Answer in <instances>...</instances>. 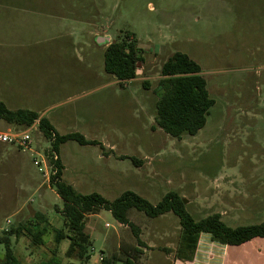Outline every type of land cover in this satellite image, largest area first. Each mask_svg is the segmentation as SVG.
Masks as SVG:
<instances>
[{
	"label": "rangeland",
	"instance_id": "rangeland-1",
	"mask_svg": "<svg viewBox=\"0 0 264 264\" xmlns=\"http://www.w3.org/2000/svg\"><path fill=\"white\" fill-rule=\"evenodd\" d=\"M126 33L143 62L121 86L105 50ZM177 52L199 64L215 102L205 127L180 140L152 128L161 68ZM0 100L99 142L61 146L63 180L80 194L114 201L132 191L157 204L177 192L196 221L225 212L229 227L264 222V0H0ZM20 129L0 120V132ZM49 148L39 129L31 151L0 143V238L32 229L36 213L50 224L42 245L25 230L9 236L18 264H171L179 218L135 209L138 234L102 210L86 219L90 259L68 258L69 240L55 242L64 203L34 165L44 155L51 176ZM4 256L0 243V264Z\"/></svg>",
	"mask_w": 264,
	"mask_h": 264
},
{
	"label": "trees",
	"instance_id": "trees-1",
	"mask_svg": "<svg viewBox=\"0 0 264 264\" xmlns=\"http://www.w3.org/2000/svg\"><path fill=\"white\" fill-rule=\"evenodd\" d=\"M143 62L142 50L131 33L119 36L105 50V71L123 83L136 79L139 63ZM202 69L188 55L177 52L162 65L161 79L156 92L159 98L156 102L155 124L175 139L184 135L195 136L207 122L210 109L215 102L210 97L207 83L201 75ZM144 86H148L144 82ZM0 120L19 128H27L39 122V129L50 148L46 155L54 166L50 178V186L62 199L64 207L61 215L64 227L56 230L55 242L59 246L62 241L69 240L67 257H76L85 262L90 259L88 249L91 247L90 236L86 233V219L97 215L102 210L109 211L121 225L130 227L138 234V229L129 219V211L135 209L148 218L156 219L172 213L179 218L182 229V239L175 252V258L182 261H192L197 249L198 239L202 233L212 236V240L222 245L241 246L254 239H264V222L256 225L229 227L220 214H212L196 221L188 212L183 198L177 192L166 194L163 199L152 204L147 199L132 191H126L114 201H108L97 193L83 195L72 185L63 180L64 167L59 158L61 146L69 141H76L82 146L99 145L95 140H87L80 133L61 135L56 132L49 120L31 110H10L0 100ZM57 157V160L54 157ZM132 160L136 162L134 158ZM32 229L20 226L16 230L6 232L0 238L5 246V256L1 264H18L9 236H18L23 230L28 231L37 245L44 243L43 236L49 230V220L41 213H36ZM101 264H137L135 257L127 256L119 259L115 256L104 258Z\"/></svg>",
	"mask_w": 264,
	"mask_h": 264
},
{
	"label": "crops",
	"instance_id": "crops-1",
	"mask_svg": "<svg viewBox=\"0 0 264 264\" xmlns=\"http://www.w3.org/2000/svg\"><path fill=\"white\" fill-rule=\"evenodd\" d=\"M109 44L110 43H108L107 45ZM132 81H135V79ZM118 83L120 84V81H118ZM39 115L40 117L43 116L41 114ZM49 122L51 123L50 120ZM51 125L53 126L52 123ZM56 132L59 133L57 130ZM59 158L61 159L60 154ZM62 165L63 167H65L64 164ZM213 214H220L223 220L224 214L227 213L216 212ZM166 260H168V258H166ZM171 264H264V239H254L241 246H228L213 241L212 236L210 234L202 233L198 239L194 259L192 261H182L174 257L171 261Z\"/></svg>",
	"mask_w": 264,
	"mask_h": 264
},
{
	"label": "built area",
	"instance_id": "built-area-1",
	"mask_svg": "<svg viewBox=\"0 0 264 264\" xmlns=\"http://www.w3.org/2000/svg\"><path fill=\"white\" fill-rule=\"evenodd\" d=\"M38 129L39 122H36L32 126L24 129L0 132V143L16 145L22 151H31L33 147V133ZM43 156L44 155L39 153V155L34 158V165L38 168L39 172L43 174V177L51 178V176H49L48 174V166L46 160L43 158ZM46 157L49 160V166L52 174L54 166L51 164L50 159L47 155ZM54 159L57 160V157L55 156ZM107 227H109V225H107Z\"/></svg>",
	"mask_w": 264,
	"mask_h": 264
},
{
	"label": "water",
	"instance_id": "water-1",
	"mask_svg": "<svg viewBox=\"0 0 264 264\" xmlns=\"http://www.w3.org/2000/svg\"><path fill=\"white\" fill-rule=\"evenodd\" d=\"M107 40H109V39H104V40H103L102 38H100L98 42H104V41H107ZM183 202H184V204H185V203H186V200H183Z\"/></svg>",
	"mask_w": 264,
	"mask_h": 264
}]
</instances>
